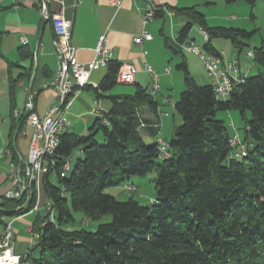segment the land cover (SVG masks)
<instances>
[{"label": "trees", "instance_id": "obj_1", "mask_svg": "<svg viewBox=\"0 0 264 264\" xmlns=\"http://www.w3.org/2000/svg\"><path fill=\"white\" fill-rule=\"evenodd\" d=\"M238 1L254 8L258 0H226L229 4ZM177 13L190 20L178 42L183 43L196 24L209 33L207 51L218 56L212 38L231 39L241 49L254 33L210 27L206 16L195 8L178 9ZM163 15V10L156 11V17ZM170 48L182 52L178 45ZM253 52L254 61L264 68V46ZM21 54L33 56L32 52ZM121 65L111 61L108 75L97 88L91 87L97 97L118 84ZM178 68L185 72V89L175 104L183 123L167 141L169 158L159 157L158 127L152 126L154 134H147L153 137L152 144L145 143L142 136V111L158 113L157 100L143 88L134 96L109 97L112 110L103 114L108 125L100 117L87 136L60 135L52 158L56 166L42 183L54 221L45 210L44 218L35 224L37 244L21 257L22 264H264V73L246 76L226 100H220L211 84L197 83L185 61ZM11 99L13 102V85ZM220 111L238 112L243 122L239 130L249 145L246 157L231 158L233 133L217 119ZM100 131L105 135L104 144L96 140ZM76 149L83 158L62 178L63 166L71 163ZM154 171L156 196L150 205L105 192L107 187L131 185L127 181L132 176ZM36 197L34 191L33 200L24 206L25 197L2 196L0 215L29 211ZM77 213L90 222L104 215L112 220L89 231L75 227Z\"/></svg>", "mask_w": 264, "mask_h": 264}, {"label": "crops", "instance_id": "obj_2", "mask_svg": "<svg viewBox=\"0 0 264 264\" xmlns=\"http://www.w3.org/2000/svg\"><path fill=\"white\" fill-rule=\"evenodd\" d=\"M224 1L226 5H229L225 6V13L236 11L230 5L240 8L246 7L243 6L244 4L241 1L231 4L227 3L226 0ZM219 3L220 0H121L120 7H116L111 4V0H0V204H3V193L10 184L12 164H20L25 167L24 161H27L32 128L25 120L24 126L16 138V143H14V134L27 104L30 103L31 81L33 110L36 113L42 115L48 107L58 103L56 91L44 89V84L55 77L58 68L57 55L52 45L55 33L51 21L43 17L42 8L44 4L49 15L63 12L64 17L72 22L71 43L77 50L76 57L80 63H87L94 58L100 35L107 33L108 43L113 49L112 62L132 64L137 69L134 84L118 83L110 91L99 92V97L91 87L97 88L108 75L109 69L96 70L90 76L88 87L74 94L73 107L66 114L68 124L61 134L70 133L87 136L101 117V114L95 110L96 103L99 104L101 113H109L112 110V102L109 97L134 96L138 88L147 90L152 77L146 70V64L152 66L160 74L161 81H163L160 88L169 92L168 97H164L162 101L163 105L173 102L176 111L175 104L180 97V95L177 96L174 82L176 75L173 74L172 68H170L169 73L165 74L163 71L170 66V62L175 60L174 55L183 52H174L170 48L173 44H179L180 31L190 21L188 17L178 14L177 10L195 8L205 16L214 18L212 9L217 7ZM257 4L263 7L264 0H258ZM147 5H152L156 11L163 10L164 15L161 17L155 16L154 20L145 24L142 16ZM229 16L230 18L217 17L215 20L220 21L214 20L213 23L208 18V25L210 27L226 28L227 23L230 26L229 28H243L240 25L239 18H236L232 12L229 13ZM167 22L169 23L168 29L166 28ZM43 23L44 27L37 46ZM194 26L198 25L194 24L192 29ZM144 31L152 34V40H146L141 45L136 44L135 37ZM191 31L183 42L191 40L195 42V38L191 39ZM253 32H259V42H256V44L260 45L257 46H264V35L260 29L255 28ZM199 33L203 37L201 31ZM23 37L28 40L26 45L21 42ZM210 42L215 51L221 54L222 61L228 62L224 60L223 53L213 38ZM243 47L241 49L236 48L239 51H236L234 60L239 61L241 72L248 76V72L252 68H247L242 63L241 53ZM250 50L252 49L247 51V57L253 58L248 55ZM22 51L28 52V54L32 52L33 56L28 57L25 55L24 57L21 54ZM181 55L183 57L181 63L185 61L188 68L186 57L183 54ZM175 61L178 62V59L176 58ZM35 65L36 72L34 73ZM44 72H46V75ZM207 78L202 79L205 85L211 84L210 79ZM12 85L14 86L13 102L11 99ZM157 102V114L145 109L142 111L141 132L145 134H154L151 127L155 126L160 129L165 117L169 116L162 109L158 100ZM173 118H175L174 115ZM158 135L162 137L160 133ZM21 136L23 137L22 141ZM43 195L41 197V194H39L40 201L37 211L31 209L15 215H0V238L4 235L7 224L11 223L14 253L21 257L25 256L37 244L38 234L35 230V224L42 220L45 205L51 202L45 193Z\"/></svg>", "mask_w": 264, "mask_h": 264}, {"label": "built area", "instance_id": "obj_3", "mask_svg": "<svg viewBox=\"0 0 264 264\" xmlns=\"http://www.w3.org/2000/svg\"><path fill=\"white\" fill-rule=\"evenodd\" d=\"M111 4L120 7L121 0H111ZM42 13L44 18L51 21L54 29L55 38L52 45L58 59L55 77L44 84V89L55 90L58 103L48 107L42 115L32 110L27 117L26 122L33 131L27 154L28 166L12 164L10 184L3 193V196L7 199H22L25 197V205H27L33 200L35 191L37 197L33 210L36 211L39 209V194L43 179L51 171H54L56 166L52 158L56 155L59 147L60 135L68 124L66 114L73 107V96L90 83V76L94 71L108 68L113 57V49L108 43L107 33H104L98 39L94 58L87 63H80L76 57L77 50L71 43L72 22L64 17L63 12L49 15L45 4ZM155 16L156 9L152 5H147L142 16L143 22L147 24L154 20ZM200 31L207 42L210 39L209 33L203 29H200ZM152 38L151 33L144 31L135 37V43L141 45L144 41L152 40ZM21 42L26 45L28 40L23 37ZM178 46L183 52L191 53L204 62L211 85L218 97H229L235 86L244 82L246 76L241 72L238 60L223 62L221 56L207 51L205 46L192 40L179 43ZM248 55L254 57V52L250 50ZM146 70L152 77L151 94L155 96L160 91V74L148 64H146ZM163 72L165 74L169 73L170 67H166ZM136 74L137 69L134 65L122 64L117 73V82L132 85L136 81ZM27 106H30V103ZM95 110L101 114V123L108 125V120L100 112L98 103H96ZM231 126L234 131L230 139V146L233 149L231 158L242 159L247 156L249 145L243 141L239 128L234 122H231ZM157 143L159 157L161 159L169 158L171 156L169 143L162 137L157 139ZM69 170L70 161H67L60 176L64 178ZM125 188L128 191L137 190L132 185H127ZM62 195H65V187H62ZM45 210L48 212L50 219L54 221L52 204H46ZM11 230L12 225L8 223L4 235L0 238V264H22L21 256L14 253Z\"/></svg>", "mask_w": 264, "mask_h": 264}, {"label": "rangeland", "instance_id": "obj_4", "mask_svg": "<svg viewBox=\"0 0 264 264\" xmlns=\"http://www.w3.org/2000/svg\"><path fill=\"white\" fill-rule=\"evenodd\" d=\"M244 4L243 6L246 7H235V5H230L233 6V8L236 10L231 11L232 14L236 16V18H239V22L242 28V30H246L248 32H253L255 28L260 29L261 33L264 35V6L261 7V5H256L254 8L250 7L247 5L245 1H241ZM225 6H229L225 4L224 0H220V3L217 7L213 8L214 12V18L206 16L207 20L208 18L210 21L213 23L215 18L217 17H229V13H225ZM240 6V5H239ZM225 13V14H224ZM161 21V20H160ZM215 21H220V20H215ZM219 23V22H215ZM226 23V22H223ZM226 28H229L228 24L226 23ZM230 25V24H229ZM169 23L167 22L166 28L168 29ZM200 27L199 26H194L192 31H191V39L195 38V42L199 45L204 46L206 41L201 37L200 35ZM168 33V32H167ZM259 32L253 33V36L249 41L246 42V46L243 47V52L241 53L242 55V63L245 64V67L249 68L251 67L252 69L248 72V76H253V75H258L260 72L264 73V68L260 67L253 58L247 57V51L249 49H254L258 47L256 42L258 43L259 40ZM213 40L217 43L219 49L222 51V55L225 61H232L234 60V56L237 53L236 51H239L236 49L234 44L232 43L231 39L223 38V37H214ZM179 45V44H178ZM260 47V46H259ZM186 59H187V64H188V72L195 78L197 83L199 85H205L202 79H206L208 77L207 70L205 68L204 62L197 56L188 53V52H182ZM181 54L174 55L175 60L176 58L178 59L177 61H172L170 62V68L173 70V74L176 75L175 77V85H176V92L177 96L180 95L184 89H185V72L183 69L177 68V66L181 63L183 57ZM260 70V71H259ZM248 71V70H247ZM198 74V76H197ZM200 75V76H199ZM209 78V77H208ZM207 78V79H208ZM161 77L159 80V85H163V81H161ZM153 86V80L151 81V84L148 85L147 88V93L151 94V89ZM163 88V87H162ZM169 92H167L166 89H161L157 95L154 96L155 100H158L162 109L168 113L169 116L165 117L164 121L162 122V126L160 127V135L164 138V140L170 141L175 133V129H177L182 123V117L181 115L175 111L173 107V102H169L166 105H163L162 101L164 100V97H168ZM171 95V94H170ZM220 100H226L227 97H219ZM231 114V115H230ZM173 115L175 118H173ZM217 119L223 120L227 126H229L231 133H234L233 127L231 126V122H234V124L240 128L243 126V122L240 119V116L237 111H231V112H223L220 111L217 114ZM33 133V131H32ZM240 133V130H239ZM142 136L144 138L145 143L147 144H152L154 142L153 137L148 136L144 132H142ZM32 137V136H31ZM21 141L23 140V137H20ZM96 140L100 144L105 143V135L103 131H100L97 136ZM29 149V147H28ZM82 153L79 149H76L71 157V163H70V170L67 172V175L69 176L71 172L73 171L77 160L82 158ZM157 176V173L151 172L146 174L145 176H132L127 183H131L135 185L137 190L134 191H128L125 190L126 188L125 185L121 186H115V187H107L105 189L106 193H110L114 195L115 197L119 198L120 200H125L129 197L135 198L137 201L144 205H150L153 203V199L156 196V189H155V182L154 179ZM53 179V177H52ZM133 186V185H132ZM44 190L43 187H41V197L43 195ZM33 209V208H32ZM42 212L44 211L43 209L41 210ZM43 214V213H42ZM44 218V217H43ZM76 218V224L75 227H83L86 230L89 231H95L98 227L99 224L102 223H109L112 220V217L110 215H104L100 220L97 221H89L84 218V216L80 213L75 214Z\"/></svg>", "mask_w": 264, "mask_h": 264}, {"label": "water", "instance_id": "obj_5", "mask_svg": "<svg viewBox=\"0 0 264 264\" xmlns=\"http://www.w3.org/2000/svg\"><path fill=\"white\" fill-rule=\"evenodd\" d=\"M43 27H44V23L41 25V30H40V34H39V37H38V40H37V46L39 45V41H40V37H41V34H42V30H43ZM37 46H36V53H37ZM36 72V65H35V68H34V73ZM33 110V99H32V81H31V85H30V106H27L25 111H24V114L15 130V134H14V143H16V138L18 136V133L20 132V129L23 125V123L25 122V120L27 119V117L29 116V114L32 112ZM24 165L25 166H28V163L27 161H24Z\"/></svg>", "mask_w": 264, "mask_h": 264}]
</instances>
